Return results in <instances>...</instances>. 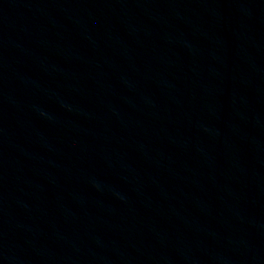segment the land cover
<instances>
[{"label": "water", "instance_id": "95a60500", "mask_svg": "<svg viewBox=\"0 0 264 264\" xmlns=\"http://www.w3.org/2000/svg\"><path fill=\"white\" fill-rule=\"evenodd\" d=\"M0 264H264V0H0Z\"/></svg>", "mask_w": 264, "mask_h": 264}]
</instances>
